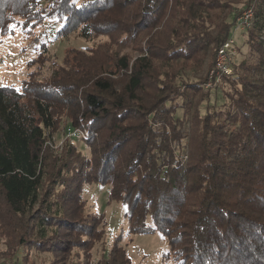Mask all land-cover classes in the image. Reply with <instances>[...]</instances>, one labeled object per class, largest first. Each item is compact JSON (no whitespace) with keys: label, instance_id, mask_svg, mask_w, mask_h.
<instances>
[{"label":"trees","instance_id":"trees-1","mask_svg":"<svg viewBox=\"0 0 264 264\" xmlns=\"http://www.w3.org/2000/svg\"><path fill=\"white\" fill-rule=\"evenodd\" d=\"M237 3L0 0V36L11 32L16 18L29 36L55 17L63 22L57 37L77 30L86 40H109L71 51L47 80H38L35 70L20 89L0 87V204L12 217L30 212L29 223L39 228L37 240L20 238L15 251L24 246L58 254L55 246L59 252L86 246L90 257L105 233L104 215L66 216L50 190L64 187L66 205L84 207L81 187L95 183L108 186L109 200L125 207L128 234L160 232L169 246L164 256L175 264H264L263 18L248 38L257 63L242 60L223 81L229 86L224 111L201 116L196 110L177 119V108L167 106L187 95L174 85L180 70L188 62L201 65L211 52L215 57L226 41L231 24L225 12ZM260 9L256 16L264 17V2ZM31 39L40 45L27 69L46 55L47 43ZM235 80L240 88L231 87ZM63 116L86 130L89 158L71 144L60 156L47 146ZM63 227L76 242H60ZM121 241L122 235L102 264H130Z\"/></svg>","mask_w":264,"mask_h":264},{"label":"rangeland","instance_id":"rangeland-1","mask_svg":"<svg viewBox=\"0 0 264 264\" xmlns=\"http://www.w3.org/2000/svg\"><path fill=\"white\" fill-rule=\"evenodd\" d=\"M262 2L264 0H239V3L231 7L228 12H225L229 15L228 20L231 24L229 36L226 40L232 38L235 42V53H233L232 57L234 67L235 65L238 66L242 60L252 64L257 63V53L250 48L248 38L250 32H253V27L256 25L257 20L261 22L263 18L264 22V17H260L259 15L262 14L260 9ZM248 10H251L250 12L253 14L252 24L249 22V29L243 24V15L245 16L244 13ZM256 11L260 12L258 17L256 16ZM62 23L60 19L55 17L45 18L27 36V33L23 32L20 27L21 20L15 19L11 25V32L5 36H0V87L12 86L20 89L22 81L27 78L28 72L35 70L38 71V80H47L57 67L63 65L65 57L71 51H84L85 49L94 48L100 43L109 41L106 37L94 36L90 40H86L82 38L80 32L77 30L70 32L67 36L57 37L56 32L61 28ZM155 30L149 32L146 40H151ZM211 32L213 33V30ZM260 36L264 37V31L260 33ZM31 37H37L40 43H47V47L44 61L32 66L31 69H27L26 65L28 61L36 57L40 45L35 43ZM160 38H162V35ZM160 38L158 37L159 40H161ZM126 52H130V49ZM131 56L135 58L138 55L131 53ZM213 59L214 52H211L209 57H205L201 65L198 66L195 63L188 62L180 70V76L176 78L174 85L180 88L178 89V93L185 92L187 95L171 99L167 103V106L177 108L175 114L177 119L182 118L184 113L191 115L196 110H198L201 116L207 111L218 113L224 111L228 106L229 99L224 94V90L225 88L228 90L229 86L225 83H222L217 88L202 89L208 72L213 66ZM251 74V76H256V72L254 71ZM233 83L234 85H231L232 88L241 87L238 84V80H235ZM193 84L195 86L193 90L191 88L187 90V87ZM187 103H190L189 109L186 105ZM59 123L53 136L49 137V134L46 133L48 136L47 146H49L52 153L60 156L64 152L66 144H71L82 156L89 158L90 150L84 144L88 135L86 138L83 137L86 134V130L83 128H73L67 116H63ZM188 126L186 125L185 128L188 129ZM181 153L187 155L186 148ZM68 178L72 180L74 177L69 175ZM68 183L70 185L71 182L68 181ZM47 185V182H44L41 193ZM63 188L57 186L51 189L52 197L50 199L56 201L58 205L63 206L66 216L76 220H79L81 215L86 216L89 213L96 216L103 214L105 217V233L101 241L97 242L89 252L90 257L86 254V246L82 248L71 247L69 251L65 252H59L58 248L60 246H55L54 250L58 254L36 249H28L27 252L23 246L22 248L18 247L15 254V249L17 248H15V245L18 240L20 238H24L26 242L28 240H37L36 231L39 228L38 225L29 223L31 221L29 218L30 212L22 216L12 217L7 213L4 206L0 204V264H102V261L107 256V252L113 246L114 240L120 235H122L120 245L124 247L130 259V264H175L171 257L166 258L164 256L169 251V246L160 232L141 235L128 234V222L124 216L125 207L118 202L109 200L108 186L84 183L81 187L82 191L80 195L82 202H84V207L77 208L66 205L65 199H62ZM68 192H70V189ZM37 206L38 204L34 208H37ZM54 229L53 227L45 231L46 240L53 237ZM58 234L59 238H62L60 242L72 244L77 241L73 240V232L66 230L64 227L59 230Z\"/></svg>","mask_w":264,"mask_h":264},{"label":"built area","instance_id":"built-area-1","mask_svg":"<svg viewBox=\"0 0 264 264\" xmlns=\"http://www.w3.org/2000/svg\"><path fill=\"white\" fill-rule=\"evenodd\" d=\"M248 10L243 15V24L246 28H250L249 22L252 24L253 14ZM242 25V24H241ZM246 29V30H248ZM262 37V36H261ZM264 39V37H262ZM235 42L234 40H226L216 51L214 63L208 72L207 79L202 85V89L208 90L221 86L224 78H230L235 75L234 64L232 63ZM81 134V133H80ZM87 133L83 136L86 138ZM88 137V136H87Z\"/></svg>","mask_w":264,"mask_h":264}]
</instances>
